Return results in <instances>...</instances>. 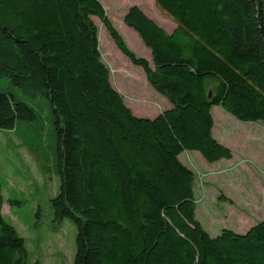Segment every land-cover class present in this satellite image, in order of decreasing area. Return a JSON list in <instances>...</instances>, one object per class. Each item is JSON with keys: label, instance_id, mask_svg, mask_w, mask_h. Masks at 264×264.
<instances>
[{"label": "trees", "instance_id": "obj_1", "mask_svg": "<svg viewBox=\"0 0 264 264\" xmlns=\"http://www.w3.org/2000/svg\"><path fill=\"white\" fill-rule=\"evenodd\" d=\"M156 3L173 29L135 4L124 16L149 60L101 0H0V130L58 178L48 208L76 228L72 264H264V219L211 235L180 158L233 157L213 135L214 105L264 120V0ZM95 17L170 101L155 117L135 115L114 87ZM5 182L0 174V264H40L4 213Z\"/></svg>", "mask_w": 264, "mask_h": 264}, {"label": "rangeland", "instance_id": "obj_2", "mask_svg": "<svg viewBox=\"0 0 264 264\" xmlns=\"http://www.w3.org/2000/svg\"><path fill=\"white\" fill-rule=\"evenodd\" d=\"M113 24L128 45L151 60V50L140 35L124 21L131 5H138L167 30L175 27L172 17L156 0H101ZM99 28L103 60L110 66L111 80L127 106L139 117L153 118L171 103L154 89L141 66L118 48L103 21ZM213 135L232 149L233 157L209 162L198 151H184L180 158L196 174L198 199L196 217L211 235L221 228L244 233L264 219V120L242 121L214 105ZM0 174L6 179L4 213L27 239L31 260L40 264H72L76 228L70 218L51 221L49 197L58 178L42 172L33 155L23 148L9 130H0ZM23 200L18 203L11 201ZM37 208L41 210L37 213Z\"/></svg>", "mask_w": 264, "mask_h": 264}]
</instances>
